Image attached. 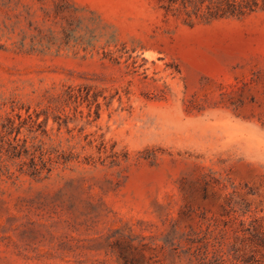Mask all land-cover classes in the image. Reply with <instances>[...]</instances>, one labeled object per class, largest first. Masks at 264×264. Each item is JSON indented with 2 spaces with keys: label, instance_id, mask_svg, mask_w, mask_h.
Listing matches in <instances>:
<instances>
[{
  "label": "rangeland",
  "instance_id": "rangeland-1",
  "mask_svg": "<svg viewBox=\"0 0 264 264\" xmlns=\"http://www.w3.org/2000/svg\"><path fill=\"white\" fill-rule=\"evenodd\" d=\"M180 2L0 0V264H264V9Z\"/></svg>",
  "mask_w": 264,
  "mask_h": 264
},
{
  "label": "trees",
  "instance_id": "trees-1",
  "mask_svg": "<svg viewBox=\"0 0 264 264\" xmlns=\"http://www.w3.org/2000/svg\"><path fill=\"white\" fill-rule=\"evenodd\" d=\"M180 6L185 10L189 20L195 16L211 21L224 17H242L258 9H264V0H181ZM40 173L38 165L32 162L30 175L38 176Z\"/></svg>",
  "mask_w": 264,
  "mask_h": 264
}]
</instances>
